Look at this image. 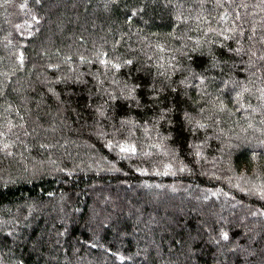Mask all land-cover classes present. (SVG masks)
<instances>
[{"label": "trees", "instance_id": "obj_1", "mask_svg": "<svg viewBox=\"0 0 264 264\" xmlns=\"http://www.w3.org/2000/svg\"><path fill=\"white\" fill-rule=\"evenodd\" d=\"M0 264H264V0H0Z\"/></svg>", "mask_w": 264, "mask_h": 264}]
</instances>
